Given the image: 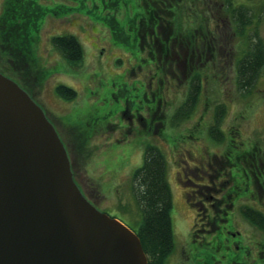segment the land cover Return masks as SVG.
Segmentation results:
<instances>
[{"label": "rangeland", "instance_id": "rangeland-1", "mask_svg": "<svg viewBox=\"0 0 264 264\" xmlns=\"http://www.w3.org/2000/svg\"><path fill=\"white\" fill-rule=\"evenodd\" d=\"M193 1L195 5L189 0L182 9H191L190 31L197 28L196 19L206 17L210 32L215 33L217 40L215 43L209 41L206 46H200L201 41H197L189 55L191 43L188 45V36L183 34L182 26H170L155 14L160 39L153 41L152 48L159 63L157 69L153 67L149 73L137 58L139 53L131 54L129 48L114 44L108 27L95 19L90 10H73L65 14L53 10L52 14L44 16L34 40L44 71L34 64L26 69L19 64L21 60L17 56L5 54L0 48V67L12 72L18 83H24L66 143L72 175L83 194L97 208L121 217L133 229L141 210L130 186L131 169L140 163L146 143L161 149L166 160L172 227V246L164 264L199 263L189 251L195 207L189 200L198 196L196 189L205 188L199 185L212 177L207 178L209 171L214 174L213 166H216L218 156L223 158L222 152L231 143L236 144V148L248 145L252 148V142L264 146V62L248 88L237 86L234 61L239 50L245 47V39L233 31L232 16L220 8L218 0ZM131 2L129 0L127 7L130 13ZM233 3L243 4L251 15V22L242 30L254 36L256 33L264 41V0H233ZM2 5L0 0V10ZM201 5L204 7L202 12ZM136 9L142 10V7L137 5ZM210 11L219 14V18L211 19ZM141 27L143 31V25ZM68 31L78 36L82 48L81 58L73 63L68 62L49 41L51 34ZM199 54H202L201 60L211 59L212 65L204 69L201 91L192 111L187 117L175 119L174 107L186 91L185 73L189 65L201 61H194L192 57ZM208 64L210 61L204 62L203 67ZM160 69L165 72L163 76L170 78L162 82ZM57 81L71 86L73 97L64 99L56 94L53 84ZM174 81L177 82L175 86ZM157 100L150 119L145 115L143 105L155 104ZM217 102H223L225 107L218 123L224 137L219 141L213 140L206 131ZM73 123H78L83 134H88L80 145H75L77 141L70 136ZM237 170L240 173V169ZM251 186L248 192L249 185L243 186L245 189L231 206L238 219L232 227L242 232L241 240L249 245V250L253 247L252 238L259 239L264 232L243 219L235 206L242 200L255 203L259 188L254 183ZM208 243L204 245L208 247ZM210 263L219 264L211 260Z\"/></svg>", "mask_w": 264, "mask_h": 264}, {"label": "trees", "instance_id": "trees-1", "mask_svg": "<svg viewBox=\"0 0 264 264\" xmlns=\"http://www.w3.org/2000/svg\"><path fill=\"white\" fill-rule=\"evenodd\" d=\"M71 1L70 3H66L61 0H2L3 5L0 10V48L2 52L5 51V54L17 56L21 60L19 64L26 69L29 68L28 66L32 67L34 64L35 67H41L39 70L44 71L45 66L41 61V57L36 52L34 40L37 35L36 30L39 27L38 25L43 21L44 16L52 14L53 10L59 13L63 12V14L73 10H90L95 19L108 27V32L111 34L110 40L114 44L123 48H129L131 54L139 53L136 56L142 61L145 71L148 73L153 67L156 70L157 63H159V59L154 55L155 51L152 48L153 41L157 42L160 39L158 29L156 28L155 14L156 17L160 16V19H164L170 26H175V28L182 26L180 28L183 34L186 37L188 36V45L191 43L189 45V55H191V51H194L197 41H201L200 46H203V31L207 24L205 21L206 17L196 19L195 23H198V25L196 24L197 28L191 32V27L189 26L191 23L189 15L191 9L189 8V11L182 10L185 8L184 3L189 0H131V5L133 6L131 13L127 9L129 0H90V3L88 0ZM190 1L195 5L193 0ZM218 1L220 2V8L228 13V16H232L230 17L234 21L233 31L237 34L239 33L242 39H245V47L241 51L239 50L234 61V79L237 86L248 88L253 83L259 67L264 62V41L256 33L254 36L253 33L250 35L245 30H242L245 24L251 22V15L248 10L246 11V7L243 4L233 3V0ZM137 5H140L142 10H137ZM90 6L91 8L94 7V9H91ZM196 6L199 7L198 2H196ZM202 6H200L202 9L200 12L204 10ZM210 18L218 19L219 14H214V12L210 11ZM145 24L148 27H144ZM142 25L143 31L141 29ZM138 32H142V34L139 35ZM119 35L124 37L120 38ZM167 37L168 32L164 35L165 39ZM215 40H217L215 33L209 32L210 43H214ZM49 41L68 62H77L81 58V42L75 33L69 31L53 33L49 36ZM201 59L202 54H199L194 61H200ZM149 61H152L154 64L149 63ZM206 61L208 60L203 59L199 63L194 64V66L188 62L191 65L188 66L189 69L185 73L186 91L180 102L174 107L173 114L175 119L187 117L198 100L203 73H206L204 69L208 68V65L203 67V63ZM0 71L6 72V74L15 79L12 72L2 67H0ZM163 75H165V72L160 69L159 78L161 77L162 82L165 78H170ZM176 83L174 81L173 86ZM19 84L32 96L28 88L24 86V83L19 82ZM165 86L162 87L161 93ZM173 86L169 89L168 93L172 91ZM53 90L64 99H69L74 95V89L60 81L53 84ZM224 109V103L217 102L212 110V121L206 127V131L211 135L210 137L216 141L224 137L223 130L218 126ZM70 129V136L75 139L73 140L74 142L77 141L75 145H80L86 140L88 134L86 132L83 134V129L78 123H73ZM63 143L66 144L64 141ZM235 145L231 143L222 152L221 156L228 162L227 165L224 164L227 171L225 172V178L221 177L217 181L220 184H225L226 195L224 200L227 204L231 202L232 205L234 199H237L239 194H242L243 186L249 185V178L254 177L253 175L247 177L244 171L237 172L238 170L234 168H236L238 162H235V160L239 161L242 159L246 162L248 159L250 160L253 152H256L253 148H236ZM165 161L164 154L158 146L146 143L140 163L131 169L130 186L135 194V199L139 202L138 207L141 210L140 218L136 221L135 228L132 229L137 234L140 245L146 255L144 264H164L166 254L172 246V227L169 213L171 200ZM218 164H216L215 168L220 166ZM238 166L240 165L238 164ZM241 167L244 168L242 165ZM237 169L239 168L237 167ZM216 176L218 177V174ZM210 181L213 180L211 179ZM200 185V187H207L205 183H201ZM217 200L218 198L215 199V201ZM224 208L225 206L220 207L218 210L216 209V213L222 214ZM235 208L243 219L248 221L253 227L264 232V209L243 200L237 203ZM213 236L212 241L208 240L205 242V244L209 242L207 244L208 247L219 246L218 240L223 239L220 231L213 233ZM210 241L213 243L211 244ZM257 247L258 252L261 253L260 256H263L264 234L258 239ZM210 260L212 261L210 258L207 260L209 264H211ZM227 264L230 263L228 262ZM247 264H253V261L250 259L247 261Z\"/></svg>", "mask_w": 264, "mask_h": 264}, {"label": "water", "instance_id": "water-1", "mask_svg": "<svg viewBox=\"0 0 264 264\" xmlns=\"http://www.w3.org/2000/svg\"><path fill=\"white\" fill-rule=\"evenodd\" d=\"M137 234L78 188L41 106L0 71V264H144Z\"/></svg>", "mask_w": 264, "mask_h": 264}, {"label": "flooded vegetation", "instance_id": "flooded-vegetation-1", "mask_svg": "<svg viewBox=\"0 0 264 264\" xmlns=\"http://www.w3.org/2000/svg\"><path fill=\"white\" fill-rule=\"evenodd\" d=\"M56 1H59V0H56ZM205 27L206 28L203 31V45L204 46H206L209 43V32H210L209 25L206 24ZM197 56L198 55H195L192 57L197 59ZM207 60L210 61V64H208V66L212 65L213 61H211V59H207ZM156 104H158V100L156 101L155 104L145 103L143 105L145 115H147V117L150 119H152L153 117L151 114V111L153 110L154 105ZM154 111H155V108H154ZM252 146H253L252 148L256 152H253L250 160L248 159L246 162L243 161L242 159L239 161L235 160V162H238V163L236 165V168L234 169L237 170V167H238L240 171L246 172L247 177L251 175L254 176V177L249 178L250 179L249 187L246 192L251 190V187H252L251 185L253 183L257 185V187L259 188V191L256 194L257 199L255 203L252 202L253 200L252 201L249 200L248 202L255 206L262 207L264 206V146H259L258 144H254L253 142H252ZM244 148L248 149L250 148V145ZM220 158L222 157L218 156V160H215L216 161L215 163L218 164V162L221 160L219 164H222V165L219 166L218 168H215L213 166L214 174H212V172L210 171L207 174V178L208 176L212 175V177L208 178V182H205L207 187L203 188L204 191L201 190L202 188L196 189L198 191V196L195 199L192 198L189 200L192 204L195 205L194 210H193L194 216L192 220V226L189 232V241H190L189 251L191 253L190 255L193 259L195 258L199 259L198 264H209V262H207L209 258H211L213 262L218 261L219 264H227L229 261H231V263L233 264H247V261H249L250 259L253 261V264H264V255L260 256L261 253H258V247H257L258 239L256 237L252 238L253 244L251 246H253L254 248L251 247L252 250H249V245H246L241 240L242 232H240L239 229L230 226L231 224L237 222L238 219H237V216L235 215V211L231 209L232 203L229 202L227 204L224 200L225 195H226L225 186H224L225 184L224 183L220 184L219 182L215 181L216 178L218 180L221 177L224 179L225 172L227 171L226 166H225L228 164L227 160L224 158L222 159ZM238 164L240 166H238ZM241 165L244 168H242ZM219 173H221V175H219ZM217 174H218V177L216 176ZM211 179L213 181H210ZM200 186L201 185H199V187ZM206 191L208 192L206 193ZM185 193L187 192L185 191ZM185 197L186 199L188 198V196L186 195ZM216 198H218L217 201H215ZM224 206L225 208L222 210L223 212L222 214L216 213L217 212L216 209L218 210L220 207H224ZM198 207H200L199 210H198ZM218 227L219 229H217ZM217 231H220L223 237V239L218 240L219 246L206 247L204 245L205 242L208 240L212 241L214 237L213 233H217ZM212 243L213 242H211V244Z\"/></svg>", "mask_w": 264, "mask_h": 264}]
</instances>
